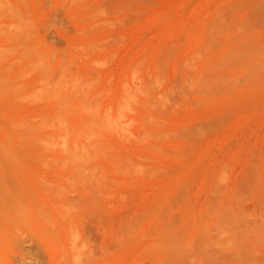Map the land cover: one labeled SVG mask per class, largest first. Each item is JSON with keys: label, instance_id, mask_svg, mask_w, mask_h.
Masks as SVG:
<instances>
[{"label": "rangeland", "instance_id": "rangeland-1", "mask_svg": "<svg viewBox=\"0 0 264 264\" xmlns=\"http://www.w3.org/2000/svg\"><path fill=\"white\" fill-rule=\"evenodd\" d=\"M0 264H264V0H0Z\"/></svg>", "mask_w": 264, "mask_h": 264}]
</instances>
